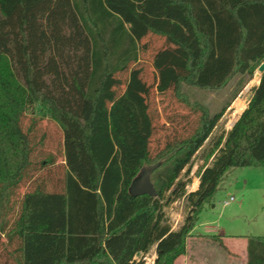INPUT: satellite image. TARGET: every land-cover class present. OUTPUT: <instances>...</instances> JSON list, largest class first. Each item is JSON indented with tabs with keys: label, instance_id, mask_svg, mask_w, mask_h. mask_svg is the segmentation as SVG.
<instances>
[{
	"label": "trees",
	"instance_id": "trees-1",
	"mask_svg": "<svg viewBox=\"0 0 264 264\" xmlns=\"http://www.w3.org/2000/svg\"><path fill=\"white\" fill-rule=\"evenodd\" d=\"M263 60L264 0H0V264H139L154 245V264H174L227 171L264 168L263 73L186 194L182 173L229 105L211 114L183 87L238 78L234 101ZM168 94L195 119L153 154L151 98ZM42 122L60 129L55 148ZM147 170L156 197L131 196ZM182 197L191 208L172 231L164 208ZM247 253L264 264V235Z\"/></svg>",
	"mask_w": 264,
	"mask_h": 264
},
{
	"label": "rangeland",
	"instance_id": "rangeland-1",
	"mask_svg": "<svg viewBox=\"0 0 264 264\" xmlns=\"http://www.w3.org/2000/svg\"><path fill=\"white\" fill-rule=\"evenodd\" d=\"M159 45L160 43L157 42L151 43V47L154 48ZM154 48H152V50ZM152 50L149 51L148 54L142 56L145 61L144 73L146 77L149 78L150 82L152 81V68L150 66ZM257 74L256 69L250 80L246 78L241 80L244 87L234 101H232V94L237 84L240 82L238 78L232 81L225 89L216 92H205L194 88L183 87L184 93H186L191 101H197L206 106L211 114L219 112L222 108L229 105L216 128L213 130L210 138L195 154L191 164L186 168L188 169V174L184 175V172L182 173L181 178L184 182L190 180V183L186 186V194H188V191L195 190L198 187V170L203 166H210L212 158L206 160V155L213 143L220 135L228 132L241 118L242 113L249 107V103L252 100V89L259 83L255 82V76ZM150 104L151 109L156 114V123L158 126V130H156L150 146L154 154L158 148L163 146L167 139L189 133L192 129V123L195 117L190 116L186 109L176 103L170 94L162 97L153 95ZM261 107H264V102ZM238 111H240V113ZM236 112H238L235 115L236 120L233 126H229L230 119ZM182 115H188L189 117L185 120L181 117ZM41 125L42 128L45 127V130L48 132L47 141H49L50 145L53 147L57 146L62 139L60 129L50 122H42ZM248 139L249 131L246 133L245 138H242L240 141V147L246 144ZM255 155L264 159V143L256 150ZM58 162H60V159ZM55 175L57 177L61 176L62 171L56 170ZM231 198L233 200L230 201L228 205H225V202L229 201ZM263 207L264 168L254 165L234 167L224 175L211 201L203 203L198 221L194 227V232L203 234L208 227H211L224 235L262 233L264 232ZM190 208V202L186 197H182L169 204L164 208L168 224L171 226L172 220H174V214L180 211H182L184 221ZM154 247L156 248L155 245L152 246L144 257L138 256L137 263L154 264L156 257Z\"/></svg>",
	"mask_w": 264,
	"mask_h": 264
},
{
	"label": "crops",
	"instance_id": "crops-1",
	"mask_svg": "<svg viewBox=\"0 0 264 264\" xmlns=\"http://www.w3.org/2000/svg\"><path fill=\"white\" fill-rule=\"evenodd\" d=\"M195 190L188 191V193ZM182 225L183 215L180 211L174 214L171 230L177 231ZM212 235L220 236L222 244L204 238V236ZM263 235L264 232L249 235H224L211 227H208L203 234H198L193 228L186 239L184 255L180 256L174 264H247V237H262ZM154 252L156 253L155 247Z\"/></svg>",
	"mask_w": 264,
	"mask_h": 264
},
{
	"label": "water",
	"instance_id": "water-1",
	"mask_svg": "<svg viewBox=\"0 0 264 264\" xmlns=\"http://www.w3.org/2000/svg\"><path fill=\"white\" fill-rule=\"evenodd\" d=\"M257 73L259 74L260 78L261 75L264 73V60L257 68ZM259 78V81H260ZM259 84V83H258ZM129 193L131 196L137 197L142 195H147L150 197H156V192L153 188V185L150 181V172L149 170L142 173L137 179L133 181L129 188Z\"/></svg>",
	"mask_w": 264,
	"mask_h": 264
},
{
	"label": "bare ground",
	"instance_id": "bare-ground-1",
	"mask_svg": "<svg viewBox=\"0 0 264 264\" xmlns=\"http://www.w3.org/2000/svg\"><path fill=\"white\" fill-rule=\"evenodd\" d=\"M259 78H260V76H259V74H257L256 76H255V82L256 83H258L259 82ZM242 109V108H241ZM235 111H237V110H235ZM239 113H240V111H238ZM238 112H236L233 116H232V118L230 119V122H229V126H233V124H234V122H235V120H236V114L238 113Z\"/></svg>",
	"mask_w": 264,
	"mask_h": 264
},
{
	"label": "built area",
	"instance_id": "built-area-1",
	"mask_svg": "<svg viewBox=\"0 0 264 264\" xmlns=\"http://www.w3.org/2000/svg\"><path fill=\"white\" fill-rule=\"evenodd\" d=\"M233 199L231 198L229 201L225 202V205H228L230 203V201H232Z\"/></svg>",
	"mask_w": 264,
	"mask_h": 264
}]
</instances>
